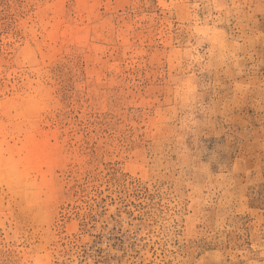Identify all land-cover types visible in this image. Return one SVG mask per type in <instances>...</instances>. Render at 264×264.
<instances>
[{
	"label": "rangeland",
	"instance_id": "1",
	"mask_svg": "<svg viewBox=\"0 0 264 264\" xmlns=\"http://www.w3.org/2000/svg\"><path fill=\"white\" fill-rule=\"evenodd\" d=\"M0 264H264V0H0Z\"/></svg>",
	"mask_w": 264,
	"mask_h": 264
}]
</instances>
